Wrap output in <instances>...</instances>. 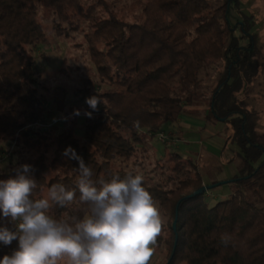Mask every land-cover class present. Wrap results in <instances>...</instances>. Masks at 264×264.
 Returning <instances> with one entry per match:
<instances>
[{"label": "trees", "instance_id": "trees-1", "mask_svg": "<svg viewBox=\"0 0 264 264\" xmlns=\"http://www.w3.org/2000/svg\"><path fill=\"white\" fill-rule=\"evenodd\" d=\"M240 3L131 0L116 11L110 0H0V141L14 144L22 162L10 172L0 170V180L30 165L29 175L37 182L33 199L44 198V190L58 183L75 189V156L90 166L93 180L141 175L134 167L143 164L147 142L184 111L175 84L193 90L187 97L191 103L202 84L201 71L225 62L206 117L230 125L232 142L239 147V171L228 181L232 193L210 203L196 161L177 152L166 153L170 164L161 166L159 180L144 175L143 186L166 216L162 227L168 235L156 238L168 249L165 264H264V205H258L264 202V133L258 130L257 112L237 96L264 64L255 60L258 39L251 26L231 22L232 7L249 19ZM39 5L56 16L60 33L68 28L83 34L102 85L97 110L70 107L71 119L60 133L36 128L47 113L33 55V47L47 40ZM246 38L249 44L243 45ZM52 91L55 97L67 95L63 86ZM82 115L84 133L79 136ZM79 196L77 189L65 207L50 201L48 214L69 222L73 216L82 219L89 213ZM7 226L14 228L10 221ZM224 233L230 237L227 245L221 243ZM17 247L18 241L0 243V260Z\"/></svg>", "mask_w": 264, "mask_h": 264}, {"label": "rangeland", "instance_id": "rangeland-1", "mask_svg": "<svg viewBox=\"0 0 264 264\" xmlns=\"http://www.w3.org/2000/svg\"><path fill=\"white\" fill-rule=\"evenodd\" d=\"M129 1L131 0H110L115 5L116 11H119ZM240 9L249 19H244L237 9L232 7L230 11L231 22L236 24L240 21L246 27L248 25L251 26L250 32L256 34L258 39L255 60L260 64H264V0H241ZM37 10L39 18L47 31V40L33 47L37 71L35 79L36 85L42 94L47 113L45 118L36 125V128H41L42 130L52 129L60 133L68 126L71 119V116H68L70 107L83 106L89 111L93 110L86 103V99L93 95L97 96L102 85H100L95 66L90 59L83 34L69 31L68 28H65L63 33H60L58 31L56 16L40 5L37 7ZM241 43L248 45L249 39H242ZM225 67L226 63L222 62L218 65L204 68L201 71L202 84L199 89L195 90L196 94L192 95L191 103H187V97L190 95L189 91L193 90H187L180 82L175 84V94L182 97L184 111L176 122L166 124L163 131L167 136L165 142L159 137H154L150 142H147L149 149L147 155L143 156V164L141 163L134 167L142 176L149 174L154 180L158 181L161 175V166H168L170 164L167 158L169 155L167 154V157L164 158L165 154L170 152H177L184 158L194 159L201 175H204L206 179H209L210 176L215 177L222 170H231L232 167H235L237 172L239 171L241 159H237L234 155L239 151V147L236 143L232 142L233 130L231 126L223 124L221 121L215 122V124L206 117L213 91L223 76ZM262 69L263 71L260 72V75L254 81H244L237 96L240 100L245 101L249 108L257 112L259 117L258 130L264 133V68L262 67ZM62 70L63 72H61ZM87 80L90 81L89 85L86 84ZM57 86H63L67 90L65 97H55L53 95L52 90ZM45 87L49 88L50 91H45ZM83 122L84 116L82 115L76 130L79 136H82L84 133ZM190 125L192 126L191 128H184ZM209 138H214L215 141L213 140V142L218 144L219 147L222 146L221 143L224 139L227 142V145L225 144L226 146L224 147L223 145L222 147L224 151L222 149L216 153L218 161L216 165L219 166V169L216 171L213 170V167L205 169L202 166L206 163H208L207 166H213L215 159L211 156L208 161L205 160L204 162L199 154L202 149H205L207 152L208 150L211 151L212 147L210 144L205 143V140H211ZM14 149H16L14 144L0 141L1 171L10 172L22 164ZM143 152L145 153V151ZM231 155H234L235 160L228 162L227 158ZM167 172L169 173L168 170ZM216 184H220V182H213L212 186L215 188L209 190L208 187L206 189V198L210 203H215L218 200L214 198L212 193L217 194L229 190L230 194L232 193V188L229 184L215 186ZM48 191L44 190V198H49ZM229 195L227 193L224 194L223 197H225L223 199ZM262 203L258 205L263 206L264 202ZM157 207L164 224L166 216L159 205ZM0 226H3L2 221H0ZM167 235V231L162 227L157 237H165ZM153 247L154 254L149 264H165L168 249L164 241L156 240V245ZM60 264H63V262H60Z\"/></svg>", "mask_w": 264, "mask_h": 264}, {"label": "clouds", "instance_id": "clouds-1", "mask_svg": "<svg viewBox=\"0 0 264 264\" xmlns=\"http://www.w3.org/2000/svg\"><path fill=\"white\" fill-rule=\"evenodd\" d=\"M86 103L95 111L101 100L93 95ZM74 158L79 162L76 188L54 184L50 199L32 198L37 182L29 175L30 165L17 169L14 178L0 180V243L18 241V248L4 255L0 264H149L163 219L143 186V176L93 180L90 166L82 157ZM77 189L89 214L82 219L73 216L70 222L48 214L50 200L65 207L74 201ZM229 239L221 234V243L227 245Z\"/></svg>", "mask_w": 264, "mask_h": 264}, {"label": "crops", "instance_id": "crops-1", "mask_svg": "<svg viewBox=\"0 0 264 264\" xmlns=\"http://www.w3.org/2000/svg\"><path fill=\"white\" fill-rule=\"evenodd\" d=\"M181 117V116H180ZM222 122V121H221ZM216 124V123H215ZM223 124H226L227 125V123L226 122H223ZM214 125V124H213ZM215 126V125H214ZM191 128L192 126L190 125V126H186V127H184V128ZM216 127H218L217 125H216ZM188 132V131H187ZM190 133V132H189ZM211 137H214V136H211ZM209 139H211L210 141H207V140H205L206 142L205 143H209L210 144V146L212 147V149L211 148H209V149H211V151H209L208 150V152L205 150V149H202V151H200V156L202 157V159L204 160V162H205V160L206 161H208V159H209V157H213L214 159H215V163H214V165L212 166H207V164L208 163H206L205 165H206V167H205V165H202V166H204V168L205 169H208V168H212L213 167V170H218L219 169V166H217L216 165V163L218 162L217 161V155H216V153H217V151H219V150H222L223 148V145H224V147L227 145V142L225 141V139H224V141H222V143H221V147H219L218 146V144H216L215 142H213V140H214V138L212 139V138H209ZM215 141V140H214ZM226 144V145H225ZM223 151H224V149H223ZM236 154V153H235ZM234 154V155H235ZM234 155H231L229 158H227V161L228 162H232L233 160H235L234 159ZM236 156V155H235ZM237 171H236V168L235 167H232V169L231 170H222L221 172H219L218 173V175L216 174L215 175V177H213V176H210V178L209 179H206L205 177H204V175H203V179H204V183H205V186L206 187H209V186H212L213 185V182H216V181H218V182H223V184H221V185H224V184H229L230 185V183L228 182L229 180H231V179H233L236 175H237ZM213 178H216V179H213ZM208 183V184H207ZM220 185V186H221ZM230 187H231V185H230ZM212 188H215V187H211V188H209V190L210 189H212ZM227 193V195H229L230 194V190L229 191H224V192H219V193H217V194H214V193H212V195L214 196V198H217L218 200H221V199H223L224 197H223V195L224 194H226ZM212 196V197H213ZM211 197V198H212ZM217 200V201H218Z\"/></svg>", "mask_w": 264, "mask_h": 264}, {"label": "built area", "instance_id": "built-area-1", "mask_svg": "<svg viewBox=\"0 0 264 264\" xmlns=\"http://www.w3.org/2000/svg\"><path fill=\"white\" fill-rule=\"evenodd\" d=\"M157 137H159L164 142L167 140V136L163 132L158 134Z\"/></svg>", "mask_w": 264, "mask_h": 264}, {"label": "water", "instance_id": "water-1", "mask_svg": "<svg viewBox=\"0 0 264 264\" xmlns=\"http://www.w3.org/2000/svg\"><path fill=\"white\" fill-rule=\"evenodd\" d=\"M211 187H213V186H209V188H211ZM208 187H206V189H207ZM174 229L176 230L177 229V219L174 221Z\"/></svg>", "mask_w": 264, "mask_h": 264}]
</instances>
